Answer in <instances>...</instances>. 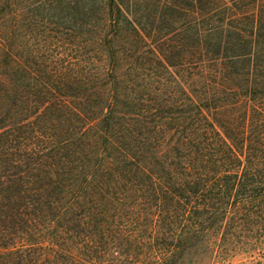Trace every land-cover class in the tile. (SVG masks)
<instances>
[{"label":"trees","instance_id":"1","mask_svg":"<svg viewBox=\"0 0 264 264\" xmlns=\"http://www.w3.org/2000/svg\"><path fill=\"white\" fill-rule=\"evenodd\" d=\"M264 264V0H0V264Z\"/></svg>","mask_w":264,"mask_h":264},{"label":"rangeland","instance_id":"2","mask_svg":"<svg viewBox=\"0 0 264 264\" xmlns=\"http://www.w3.org/2000/svg\"><path fill=\"white\" fill-rule=\"evenodd\" d=\"M238 258H239V257H237V259L234 260V264H240V263H239L240 261L238 260Z\"/></svg>","mask_w":264,"mask_h":264}]
</instances>
